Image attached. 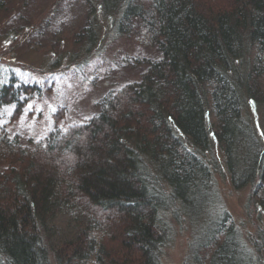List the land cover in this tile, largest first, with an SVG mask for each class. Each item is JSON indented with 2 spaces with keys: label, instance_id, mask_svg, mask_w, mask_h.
I'll use <instances>...</instances> for the list:
<instances>
[{
  "label": "trees",
  "instance_id": "1",
  "mask_svg": "<svg viewBox=\"0 0 264 264\" xmlns=\"http://www.w3.org/2000/svg\"><path fill=\"white\" fill-rule=\"evenodd\" d=\"M58 2L0 0V36L18 39L35 24L32 37L45 38L53 24L34 20L51 15ZM78 5L68 29L77 45L72 60L90 57L106 24L150 54L135 80L107 93L89 118L27 140L11 120L21 114V99L41 86L0 69V105L13 107V119L0 115V264H51V254L57 264H159L169 229L157 218L158 179L180 163V152H198L205 117L213 114L220 130L230 131L244 108L264 106V0ZM63 113L58 109L55 119ZM260 166L264 174V158ZM184 170L177 179L194 183L196 165ZM230 235L222 238L224 248L235 247ZM214 241L211 251L220 244ZM237 259L214 264H243Z\"/></svg>",
  "mask_w": 264,
  "mask_h": 264
},
{
  "label": "rangeland",
  "instance_id": "2",
  "mask_svg": "<svg viewBox=\"0 0 264 264\" xmlns=\"http://www.w3.org/2000/svg\"><path fill=\"white\" fill-rule=\"evenodd\" d=\"M78 3L79 0H59L51 15L36 17L34 23L41 18V26H45L42 20L54 26L45 38L40 33H35V39L32 37L35 24L18 39L0 36V69L10 68L41 86L39 92L26 95L25 102L21 99L20 104L24 105L21 114L11 120L25 140L45 137L57 123L89 118L99 110L107 93L135 80L142 67L140 60L150 54L151 48L106 24L102 29L106 32L103 42L98 43L90 57L72 60L69 53L77 45L68 41L71 37L68 29ZM31 15L35 16V12ZM52 48L63 55L61 59L55 57ZM258 105L244 108L242 122L230 131L224 128L222 132L213 114L210 119L204 116V130L198 128L199 140L195 139L200 144L198 152H180L181 159L176 160L180 163H174L158 179L161 205L157 218L169 229L159 264H214L232 254L243 264H264V184L259 182L264 181L260 166L264 158V106ZM61 108L63 118L56 120L54 114ZM12 112L10 105H0L3 117L13 119ZM218 138L225 141L224 146ZM193 165L197 168L193 179L190 178L194 183L186 185L179 181L176 175H185L184 167L189 169ZM224 233L232 235L233 249L224 248L229 246L222 240ZM215 239L220 244L211 251ZM50 258L51 264H57L54 254Z\"/></svg>",
  "mask_w": 264,
  "mask_h": 264
}]
</instances>
